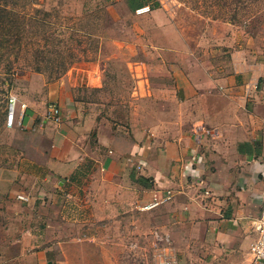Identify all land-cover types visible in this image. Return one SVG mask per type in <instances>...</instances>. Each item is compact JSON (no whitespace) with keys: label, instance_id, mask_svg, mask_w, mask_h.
<instances>
[{"label":"crops","instance_id":"crops-1","mask_svg":"<svg viewBox=\"0 0 264 264\" xmlns=\"http://www.w3.org/2000/svg\"><path fill=\"white\" fill-rule=\"evenodd\" d=\"M153 27L168 33V25ZM117 28L103 26L97 62L82 63L81 77L73 80L105 90L108 63L115 60L105 56L106 49L123 47L108 41ZM205 45L200 41L197 47L206 51L196 48L188 57L183 47L153 42L148 61L129 66L131 99L124 117L103 102H74L73 69L44 83L45 94L37 76L39 114L55 103L62 121L40 126L43 113L37 116L41 135L19 165L23 187L8 194L14 201L9 209L17 212L5 210L0 218V243L28 241L18 246V255L29 251L44 264H75L71 258L77 256L100 262L113 255L112 244L133 240L145 225L154 228L152 246L154 231L167 236L168 243L155 250L172 264H264L250 254L264 196V61L244 49L226 52L225 60L220 52L226 44ZM29 109L27 128L20 131L34 125ZM168 193V201L138 219L140 206ZM24 222L27 228L15 230ZM65 227L73 234H64ZM76 243L83 244L80 254ZM6 250L0 248V264Z\"/></svg>","mask_w":264,"mask_h":264},{"label":"rangeland","instance_id":"rangeland-1","mask_svg":"<svg viewBox=\"0 0 264 264\" xmlns=\"http://www.w3.org/2000/svg\"><path fill=\"white\" fill-rule=\"evenodd\" d=\"M155 4H157L156 7H152ZM0 7L18 13L31 22L24 37L23 46L25 47L20 59L16 61L13 58L10 59L13 64L10 73L7 70L8 56L2 57L0 54V218L3 214L17 212L16 208L9 209L14 201L8 197V194L14 188L23 187L18 175L19 165L33 153L37 134L41 135L40 131L37 132V125H35L37 116L43 113L39 114L43 106L41 100L38 101L37 107V76L43 78L40 89L44 94L48 90L44 83H54L70 69H73L72 80L75 74L81 77L82 63L89 61L96 63L98 60V42L103 35L104 25L118 26L108 41L114 40L123 46L115 48L118 45L112 44L113 48L106 49L105 56L115 58L108 63L107 69L110 72L107 86L105 90L104 88L89 90L85 87V82L78 78L71 81L75 84L71 92L74 102L79 104L103 102L106 106H110V110L115 111L113 115L118 117L125 116L124 110L131 99L129 95L131 86L128 80L130 77H127L130 67L136 63L142 65L148 61L147 53L151 50L153 42L167 41L171 45L183 47L185 49L183 56L188 57L195 55L196 48L199 49L197 52L201 49L206 51V48L197 47L200 41L211 48L215 46L221 48L226 44L231 47L227 48L225 45L223 52H220V56L225 60L230 57V53L226 52L244 49L249 57L264 61V0H153L146 6L151 9V12L142 14L131 11L127 0H0ZM46 9L49 10L46 11ZM37 11L40 15H37ZM152 11H160L163 15L161 18L152 15L149 17ZM44 12L48 15L44 16ZM108 12L113 22L111 17L105 16ZM153 24L168 25L169 28L166 30L168 33L156 31ZM43 34L47 36L41 37ZM42 38H45L47 42ZM57 40L68 42L74 48L80 46L86 51H84L85 54H78L77 58L80 61L73 64L61 76H57V72L51 70L50 64H39L37 60V47L47 44V47L51 48L57 45ZM135 42H137L136 45ZM218 43L222 45H217ZM37 67H40V73L37 72ZM132 71L134 73V67ZM56 77L59 78L54 80ZM10 94L17 96L28 106V109L30 108L29 111L33 113V117L28 122L34 124V130H30L32 126L28 131L4 126L6 102ZM47 103L46 100L45 104ZM5 210H8L7 213ZM148 212L150 211L138 209V219H146L144 214ZM23 213L25 214V211L21 212ZM26 216L28 217V214ZM27 220L31 222L32 219ZM31 225L33 226L32 222ZM4 227L5 225L0 226V233ZM14 228L21 231L27 226L24 222L21 226L17 224ZM153 229L149 226L146 228L145 225L139 226L136 238L122 241L121 246L112 244L111 248L116 247L113 249V255L100 258V262L97 257L89 256H77L71 259L75 264H153L160 258L157 256L159 252H156L151 244L150 234ZM61 230L64 234L74 232H68L67 227ZM13 235L16 234L13 233ZM27 242L14 244L9 239H2L0 248L6 247V254H8L5 264H38L39 262L44 264L43 259L38 261L37 256L30 255L29 251H26L27 256L18 255V246ZM82 245V243H76L79 247L76 252L79 254Z\"/></svg>","mask_w":264,"mask_h":264},{"label":"trees","instance_id":"trees-1","mask_svg":"<svg viewBox=\"0 0 264 264\" xmlns=\"http://www.w3.org/2000/svg\"><path fill=\"white\" fill-rule=\"evenodd\" d=\"M150 1L153 0H127V5L129 9L134 12L149 5ZM156 5L157 4L152 7H156ZM37 15H40V12L37 11ZM47 15L48 14L44 12V16ZM29 24H31V22L25 17L6 8L0 7V54L2 57H5V55L8 56L7 70L9 73L13 68L10 59L13 58L14 61L17 59L19 60L21 52L24 50V37L30 27ZM44 35L46 34H43L41 37ZM43 40L47 42L45 38ZM57 41V45H54L51 48L47 47V44L46 46L37 47V60L39 64H50L51 70L57 72V76H61V74H65L73 64L80 61L77 58V55L85 54L86 51L80 46L74 48L70 46L68 42L63 40ZM40 71V67H37V72L40 73ZM58 78L59 77H56L54 80H57ZM5 116L6 112L4 114V120Z\"/></svg>","mask_w":264,"mask_h":264},{"label":"built area","instance_id":"built-area-1","mask_svg":"<svg viewBox=\"0 0 264 264\" xmlns=\"http://www.w3.org/2000/svg\"><path fill=\"white\" fill-rule=\"evenodd\" d=\"M146 9L138 10V12H142ZM28 109V106L25 103H22L17 96L10 94L7 98L6 102V116L4 120V126L6 128H17L23 130L26 127L24 123L25 113ZM40 126L43 124H53L58 125L62 121V112L58 105L55 103H50L46 106L44 113L40 116ZM31 128V129H30ZM28 129L34 130L35 126H32ZM169 193L165 197H160L156 200L154 197L153 202L140 206L139 209L143 211H150L153 208L161 205L162 203L169 200ZM254 229L257 233V238L250 248V254L253 258L254 262L264 261V196L262 198V210L260 213V217L254 223ZM154 242L153 248L160 249L162 243H168L167 236L162 237L157 231L153 232ZM153 264H172L167 259L159 258Z\"/></svg>","mask_w":264,"mask_h":264}]
</instances>
